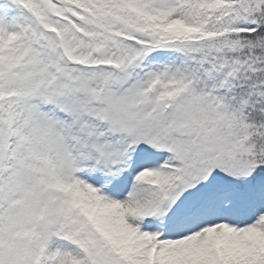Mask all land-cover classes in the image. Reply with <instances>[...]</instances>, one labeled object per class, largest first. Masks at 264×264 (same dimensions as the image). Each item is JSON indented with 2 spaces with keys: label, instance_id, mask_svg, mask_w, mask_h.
<instances>
[{
  "label": "snow or ice",
  "instance_id": "1",
  "mask_svg": "<svg viewBox=\"0 0 264 264\" xmlns=\"http://www.w3.org/2000/svg\"><path fill=\"white\" fill-rule=\"evenodd\" d=\"M0 264H264V0H0Z\"/></svg>",
  "mask_w": 264,
  "mask_h": 264
}]
</instances>
